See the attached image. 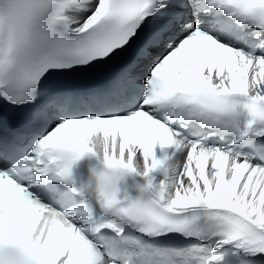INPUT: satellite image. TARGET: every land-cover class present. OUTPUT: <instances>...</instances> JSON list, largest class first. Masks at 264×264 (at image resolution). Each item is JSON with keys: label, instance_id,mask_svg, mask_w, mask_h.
<instances>
[{"label": "snow or ice", "instance_id": "snow-or-ice-1", "mask_svg": "<svg viewBox=\"0 0 264 264\" xmlns=\"http://www.w3.org/2000/svg\"><path fill=\"white\" fill-rule=\"evenodd\" d=\"M0 264H264V0H0Z\"/></svg>", "mask_w": 264, "mask_h": 264}]
</instances>
